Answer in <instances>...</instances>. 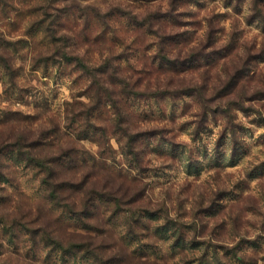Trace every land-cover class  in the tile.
<instances>
[{
  "label": "clouds",
  "instance_id": "obj_1",
  "mask_svg": "<svg viewBox=\"0 0 264 264\" xmlns=\"http://www.w3.org/2000/svg\"><path fill=\"white\" fill-rule=\"evenodd\" d=\"M257 94L264 0H0V264H264Z\"/></svg>",
  "mask_w": 264,
  "mask_h": 264
},
{
  "label": "rangeland",
  "instance_id": "obj_2",
  "mask_svg": "<svg viewBox=\"0 0 264 264\" xmlns=\"http://www.w3.org/2000/svg\"><path fill=\"white\" fill-rule=\"evenodd\" d=\"M200 7L203 8V7H206V5H201ZM160 19L164 20L165 18L164 17H160ZM189 26H191L193 29L197 28L196 22H194V21H186V22L178 23L176 25V27L183 28L185 30L182 31V32H177L174 35H169L168 37L165 38V40L168 43H170L172 46H174V47H180L181 45L187 46L188 44L192 43L195 40V34L194 33L190 34L187 31V28ZM228 54H230V53H228ZM217 55H218L219 60L227 58L226 55L220 54L219 52L217 53ZM203 67H204V65H199V64L195 63V58L193 56V60L191 62H189L186 66L183 67V71H185V72H197ZM212 67H215V65L213 64ZM166 70L167 71H174L175 69H172L171 67H169ZM246 75H247V73L245 72L241 76V79L244 78V76H246ZM229 83H231V81ZM238 83H239V81H237V84ZM233 87H235V86H233ZM185 91H187V90H185ZM257 95L261 96V95H264V94H257ZM240 163H241V160L237 159L235 163H230L229 165H227L225 170L236 169V168L239 167ZM216 167H219V166H216ZM209 171L210 172L214 171V169H210ZM190 175H191V173H190ZM209 178H210L209 174L208 173H204L203 171L201 173L197 174V176H196V179L198 181H204V180H207ZM250 179L253 182L258 181V180H264V170H259L258 171L256 169H254L253 173L250 174ZM223 211H224L223 209H218V210H216L214 212H209V215L213 216V217L219 216ZM200 246H201V242H194L193 245H192V248L196 249V248H199Z\"/></svg>",
  "mask_w": 264,
  "mask_h": 264
}]
</instances>
